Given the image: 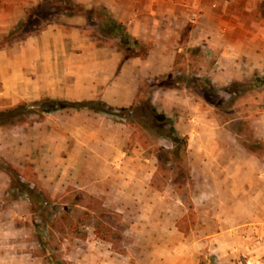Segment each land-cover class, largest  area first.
Segmentation results:
<instances>
[{
    "label": "rangeland",
    "instance_id": "obj_1",
    "mask_svg": "<svg viewBox=\"0 0 264 264\" xmlns=\"http://www.w3.org/2000/svg\"><path fill=\"white\" fill-rule=\"evenodd\" d=\"M98 2L0 0L2 53L54 26L79 27L99 44L116 43L132 52L125 29ZM261 11L264 17V0ZM208 66L202 78H196L189 64L176 80L202 102L206 123L236 129L238 156L252 153L264 159V139L255 132L264 129V121L259 122L264 114V79L254 72L252 81L219 84L207 77ZM1 104L0 124H24L32 137L33 123L47 118L46 141L41 145L32 138V157L43 151L46 163L60 159L63 179L49 190L41 183L13 178L0 199V264H244V256L233 250L235 244L241 247L244 230L232 226L264 218V186H253L252 202L236 204L229 165L199 162L205 154L211 156L212 149L198 151L196 141L182 131L186 128L177 131L185 124L182 119L159 112L144 97L128 109L103 107L109 119L133 129L123 156L129 160L118 167L83 164L90 174L108 179H87L83 174L77 179V165L71 161L84 159L85 147L75 148L68 139L53 145L48 137L52 112L74 106L49 110L43 100ZM92 105L102 108L96 102ZM65 118L61 116L62 123ZM62 132L66 136L67 127ZM224 153L220 154L227 156ZM250 207H255L254 214L248 212Z\"/></svg>",
    "mask_w": 264,
    "mask_h": 264
},
{
    "label": "crops",
    "instance_id": "obj_2",
    "mask_svg": "<svg viewBox=\"0 0 264 264\" xmlns=\"http://www.w3.org/2000/svg\"><path fill=\"white\" fill-rule=\"evenodd\" d=\"M261 1L99 0L97 4L125 29L133 51L127 53L116 43L99 44L79 27L43 28L20 45L12 44L3 53L0 49V58H4L0 62V108L1 103L12 106L20 100L44 99L101 105L102 108L92 105L52 112L53 128L48 137L53 145L68 139L75 148L85 147L84 159L71 161L77 165L76 178L83 174V178L102 180L108 177L90 174L83 164L118 167L126 163L128 156H123L133 132L109 119L103 107L128 109L143 97L148 98L159 112L185 122L176 130L186 128L182 131L196 141L198 151L212 149V155L205 154L199 162L229 165L235 203L252 202L256 196L253 186H264V159L252 153L238 156L236 129L206 123L200 110L202 102L195 101L190 88L177 81L176 75L184 74L191 64L196 78H202L210 64L207 77L215 83L252 81L254 72L264 79ZM62 115L67 117L66 123H62ZM263 121L264 114L259 119L260 123ZM47 124V118L33 123L35 137L29 135L24 124L14 126L20 130L0 124V160L16 169L22 181H35L53 190L63 179L60 159L46 163L43 151L40 157L33 158L30 148L33 139L38 144L45 143ZM61 127H67L66 136ZM205 132L209 144L204 142ZM255 132L264 139V129ZM11 183L10 174L0 169V199L10 190ZM94 188L107 193L103 187ZM253 211L255 207L248 209L252 214ZM232 227L235 231L244 230L243 243L240 248L235 244V254L244 256V264H264V218L246 219Z\"/></svg>",
    "mask_w": 264,
    "mask_h": 264
},
{
    "label": "trees",
    "instance_id": "obj_3",
    "mask_svg": "<svg viewBox=\"0 0 264 264\" xmlns=\"http://www.w3.org/2000/svg\"><path fill=\"white\" fill-rule=\"evenodd\" d=\"M43 102L45 103L44 106H46L47 104L49 105L48 108L49 110L54 108H63L67 105L74 107H91L92 104V102L89 101L70 102L66 100H55V99H44ZM0 169H3L6 172H8L12 177V180L13 178L19 180L18 175L15 173V171H13L12 167L9 164L3 162L2 160H0Z\"/></svg>",
    "mask_w": 264,
    "mask_h": 264
}]
</instances>
